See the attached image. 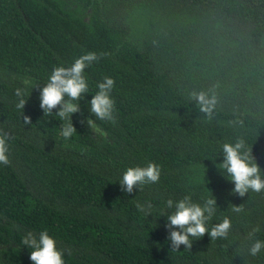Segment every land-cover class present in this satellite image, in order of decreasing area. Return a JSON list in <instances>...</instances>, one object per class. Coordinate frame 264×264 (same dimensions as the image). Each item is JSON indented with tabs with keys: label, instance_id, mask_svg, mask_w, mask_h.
I'll use <instances>...</instances> for the list:
<instances>
[{
	"label": "trees",
	"instance_id": "obj_1",
	"mask_svg": "<svg viewBox=\"0 0 264 264\" xmlns=\"http://www.w3.org/2000/svg\"><path fill=\"white\" fill-rule=\"evenodd\" d=\"M87 52L103 55L85 70L90 92L66 140L40 92ZM106 76L116 123L91 129L81 121L96 119L89 102ZM193 91L217 97L211 118ZM0 131L14 137L0 164V264H33L22 238L44 230L65 264H264V251L248 254L253 228L264 240V191L233 194L217 168L223 144L242 138L264 174V0H0ZM149 162L159 182L122 191L126 170ZM185 196L215 197L207 227L230 218L228 239L172 251L166 202Z\"/></svg>",
	"mask_w": 264,
	"mask_h": 264
},
{
	"label": "clouds",
	"instance_id": "obj_2",
	"mask_svg": "<svg viewBox=\"0 0 264 264\" xmlns=\"http://www.w3.org/2000/svg\"><path fill=\"white\" fill-rule=\"evenodd\" d=\"M103 54L96 52H87L86 54L75 59L71 66L55 67L46 86L40 92V108L46 116H58L61 124V135L64 139H70L77 132L73 125V114L80 111L79 101L89 93V85L84 75L86 68L94 62L101 59ZM115 87V80L112 77H104V80L98 83V92L93 95L90 103V112L95 116V120L89 118L81 123H87L91 129L96 128V120L116 123L115 100L111 93ZM15 96L18 98L16 108L24 110L28 99L25 100V89L17 88ZM192 100L197 103L199 111L205 113L209 118L214 114L217 104V97L209 95L204 91H193ZM54 109H59L55 114ZM23 123L31 124V117L25 116L23 112ZM9 139H14L8 133L0 131V164L8 166L11 164L9 158ZM223 162L217 165L221 173L235 187L233 194L245 196L250 190L254 192L264 191V174L256 162L251 149L241 138L234 143H225L222 146ZM161 167L155 162H149L147 166L129 167L119 181L121 190L131 194L137 188L139 191L147 184L159 182L161 178ZM168 209H174L171 214L167 215L166 227L171 230L168 240L171 242L172 251L180 249L181 245L191 249L193 241L209 234L211 240L228 239L232 229V221L225 217L222 222L214 224L211 229L207 227L217 210L216 198H209L203 204L193 202L191 196H185L179 201L168 199L166 202ZM137 209L146 215L151 214L152 205L146 206L137 202ZM232 211L240 213L242 208L233 206ZM164 216V215H162ZM176 229V230H173ZM258 228H253L248 236L253 240L248 248L250 256H257L264 251V240L255 239ZM22 243L28 246L31 251L30 259L33 264H65L63 252L58 249L57 242L52 238L47 230L39 233L37 237L32 232H28L23 238Z\"/></svg>",
	"mask_w": 264,
	"mask_h": 264
}]
</instances>
